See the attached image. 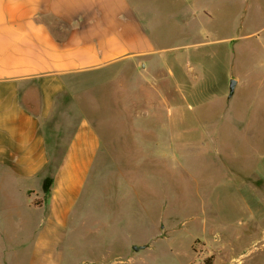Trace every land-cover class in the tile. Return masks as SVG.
<instances>
[{
	"label": "rangeland",
	"instance_id": "obj_1",
	"mask_svg": "<svg viewBox=\"0 0 264 264\" xmlns=\"http://www.w3.org/2000/svg\"><path fill=\"white\" fill-rule=\"evenodd\" d=\"M133 1L154 51L64 95L46 127L55 164L83 113L102 138L68 257L264 264V0ZM24 243L0 238V264Z\"/></svg>",
	"mask_w": 264,
	"mask_h": 264
},
{
	"label": "crops",
	"instance_id": "obj_2",
	"mask_svg": "<svg viewBox=\"0 0 264 264\" xmlns=\"http://www.w3.org/2000/svg\"><path fill=\"white\" fill-rule=\"evenodd\" d=\"M144 20L133 0H0V238L32 240L1 264H76L68 240L102 138L83 113L45 197L46 127L64 95L77 106L108 69L154 51Z\"/></svg>",
	"mask_w": 264,
	"mask_h": 264
},
{
	"label": "trees",
	"instance_id": "obj_3",
	"mask_svg": "<svg viewBox=\"0 0 264 264\" xmlns=\"http://www.w3.org/2000/svg\"><path fill=\"white\" fill-rule=\"evenodd\" d=\"M53 158L54 157L51 156V164H50V167L48 169V173L45 175V177L43 178V182H42V188H43V192H44L45 197H47L50 193V190H51V187L53 184L54 167L58 164V163L57 164L54 163Z\"/></svg>",
	"mask_w": 264,
	"mask_h": 264
},
{
	"label": "water",
	"instance_id": "obj_4",
	"mask_svg": "<svg viewBox=\"0 0 264 264\" xmlns=\"http://www.w3.org/2000/svg\"><path fill=\"white\" fill-rule=\"evenodd\" d=\"M236 83H237V81L235 79L231 80V83H230V95L234 92V88H235ZM141 248H142L141 246L133 245V249L136 250V251H139Z\"/></svg>",
	"mask_w": 264,
	"mask_h": 264
}]
</instances>
